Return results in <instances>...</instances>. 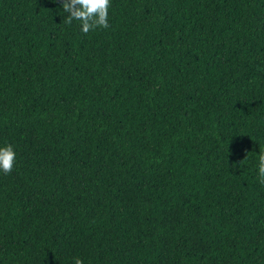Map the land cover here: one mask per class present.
Returning a JSON list of instances; mask_svg holds the SVG:
<instances>
[{
  "label": "trees",
  "instance_id": "1",
  "mask_svg": "<svg viewBox=\"0 0 264 264\" xmlns=\"http://www.w3.org/2000/svg\"><path fill=\"white\" fill-rule=\"evenodd\" d=\"M0 0V264H264V0Z\"/></svg>",
  "mask_w": 264,
  "mask_h": 264
},
{
  "label": "clouds",
  "instance_id": "2",
  "mask_svg": "<svg viewBox=\"0 0 264 264\" xmlns=\"http://www.w3.org/2000/svg\"><path fill=\"white\" fill-rule=\"evenodd\" d=\"M59 3L63 11V23L66 26L77 25L79 32L87 36L90 32L110 28V10L113 0H51ZM256 174L264 184V152L257 154ZM17 164V152L14 145L6 143L0 146V175L11 174ZM73 264H83V260L73 257Z\"/></svg>",
  "mask_w": 264,
  "mask_h": 264
}]
</instances>
